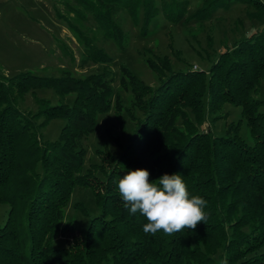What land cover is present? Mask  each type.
<instances>
[{"label": "trees", "instance_id": "16d2710c", "mask_svg": "<svg viewBox=\"0 0 264 264\" xmlns=\"http://www.w3.org/2000/svg\"><path fill=\"white\" fill-rule=\"evenodd\" d=\"M76 1L120 48L124 30L112 17L118 7L136 20L140 6L145 32L159 12L180 20L188 3ZM237 2L254 7L250 16L264 15L263 0H201L186 19H203ZM65 21L81 41L83 57L101 63L100 70L83 77L0 73V203L8 204L0 223V264H264V98L254 95L264 77V24L225 45L205 70H174L165 56L162 66L149 61L161 75L154 87L121 64L141 116L118 154L99 148V162L83 169L78 140L117 96L110 56ZM37 87L53 88L61 100L35 95L34 111L20 109L18 100ZM225 102L240 106V117L215 134L203 123L209 114L218 116ZM52 118L64 123L56 138L43 139L41 128ZM242 123L247 138L240 133ZM136 169H147L150 182L164 174L182 175L190 193L207 202L206 223L172 236L145 234L147 221L129 214L117 189L120 177ZM75 185L90 187L99 209L83 232L71 221L62 223ZM58 234L67 239L65 245H53Z\"/></svg>", "mask_w": 264, "mask_h": 264}, {"label": "rangeland", "instance_id": "374dc122", "mask_svg": "<svg viewBox=\"0 0 264 264\" xmlns=\"http://www.w3.org/2000/svg\"><path fill=\"white\" fill-rule=\"evenodd\" d=\"M200 3L201 0H188L184 16L176 21L166 18L161 12L157 13L145 32L141 26L140 6L136 20L126 9L118 7L112 12V17L124 30L121 48L98 27L93 13L76 0H55L52 12L49 6L39 2L35 10L20 7L14 11L19 19H13L11 23L8 22L12 16L8 15L9 10L0 7V73L12 76L20 71H31L44 75L83 77L91 71L100 70L101 63L83 57L81 41L65 20L105 50L110 56L111 86L117 99L107 112L97 115L94 128L78 140V144L84 148L85 169L91 162H99V148L108 150L112 155L118 154L120 145L126 143L137 118L141 116L139 102L130 89L129 78L120 68L121 64L143 83L154 87L161 75L148 64L149 61L162 66L160 58L165 56L174 70L194 68V65L205 70L225 45L264 24V15L261 18L250 16L249 11L253 12L254 7L238 2L227 8H218L203 19H186ZM121 79L125 80V86L121 85ZM33 91L29 90L18 100L20 109L34 111L37 106L35 95L51 102L61 100L51 87H37ZM254 95L264 98V77ZM71 98L72 94L67 95L65 100L70 101ZM218 112V116H206L203 123L204 127L208 124L215 134L223 133L229 122L237 121L240 106L225 102ZM63 123L61 118L50 119L41 128L43 139L56 138ZM240 133L245 138L249 136L245 123L241 124ZM82 205L85 206V213L79 207ZM7 211L8 204L0 203V223L7 216ZM98 211L92 189L75 185L64 207L62 223L71 221L83 232L89 218ZM52 243L55 246L65 245L67 239L58 234L53 237Z\"/></svg>", "mask_w": 264, "mask_h": 264}, {"label": "clouds", "instance_id": "9594fccd", "mask_svg": "<svg viewBox=\"0 0 264 264\" xmlns=\"http://www.w3.org/2000/svg\"><path fill=\"white\" fill-rule=\"evenodd\" d=\"M117 189L129 214L139 213L147 221L145 234L172 236L207 221V202L190 193L180 174H164L150 182L147 169L130 170L120 177Z\"/></svg>", "mask_w": 264, "mask_h": 264}, {"label": "crops", "instance_id": "0c3cea01", "mask_svg": "<svg viewBox=\"0 0 264 264\" xmlns=\"http://www.w3.org/2000/svg\"><path fill=\"white\" fill-rule=\"evenodd\" d=\"M54 1L55 0H0V7L9 10L8 15L12 16L8 22L11 23L13 19H19L14 11L19 10L20 7H26L35 10L36 6L38 5L37 3L39 2L41 5L49 6L52 12Z\"/></svg>", "mask_w": 264, "mask_h": 264}, {"label": "built area", "instance_id": "2783aa9c", "mask_svg": "<svg viewBox=\"0 0 264 264\" xmlns=\"http://www.w3.org/2000/svg\"><path fill=\"white\" fill-rule=\"evenodd\" d=\"M194 67H195V65H194Z\"/></svg>", "mask_w": 264, "mask_h": 264}]
</instances>
